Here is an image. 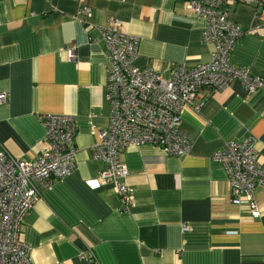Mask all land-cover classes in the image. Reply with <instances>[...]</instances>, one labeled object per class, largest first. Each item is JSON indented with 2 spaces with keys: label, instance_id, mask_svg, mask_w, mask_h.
<instances>
[{
  "label": "crops",
  "instance_id": "0c3cea01",
  "mask_svg": "<svg viewBox=\"0 0 264 264\" xmlns=\"http://www.w3.org/2000/svg\"><path fill=\"white\" fill-rule=\"evenodd\" d=\"M92 16L80 21V8ZM185 0H0V141L22 161L47 148L41 114H67L76 124L75 169L51 180L24 216L19 240L34 264H263L264 186L255 189L261 216L233 205L222 165L212 160L228 140L250 135L264 163V88L248 94L235 80L198 110L181 115L188 154L154 145L128 146L121 160L133 190L130 213L98 176L91 153L108 124L102 29L110 16L137 39L134 65L164 77L178 64L211 60L205 21ZM229 19L244 30L229 61L264 78V27L253 5L229 1ZM74 49L70 61L67 50ZM93 257V262L81 259Z\"/></svg>",
  "mask_w": 264,
  "mask_h": 264
},
{
  "label": "built area",
  "instance_id": "2783aa9c",
  "mask_svg": "<svg viewBox=\"0 0 264 264\" xmlns=\"http://www.w3.org/2000/svg\"><path fill=\"white\" fill-rule=\"evenodd\" d=\"M80 2L81 0H75ZM230 0H185L184 10L205 21L203 39L214 46L212 58L194 67L178 64L164 77L153 69L134 65L137 39L118 30L119 21L110 16L102 29L106 55L105 100L108 124L99 131L90 150L100 162L98 178L113 187L121 202V211L130 213L133 190L127 184L129 170L121 160L128 146L154 145L167 155L188 154L191 139L181 130V115L187 108L198 111L215 92L239 81L248 94L264 88V78L250 74L245 67L228 59L244 30L229 19ZM253 5L254 19L264 27V0H241ZM92 16L91 8H80V21ZM70 61L74 49L67 50ZM8 101L0 93V104ZM44 148L33 161L12 156L0 141V264H34L30 249L19 240L24 216L51 180H60L75 169L76 124L67 114H41ZM256 139L247 135L228 140L215 151L212 160L225 171L233 205L244 206L253 220L260 218L255 189L264 186V163L255 148ZM81 259L93 262V257ZM264 264V263H263Z\"/></svg>",
  "mask_w": 264,
  "mask_h": 264
}]
</instances>
